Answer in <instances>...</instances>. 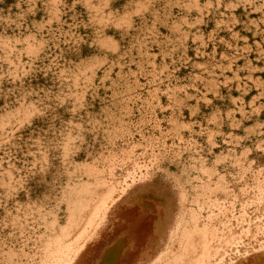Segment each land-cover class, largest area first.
I'll use <instances>...</instances> for the list:
<instances>
[{
    "label": "bare ground",
    "instance_id": "obj_1",
    "mask_svg": "<svg viewBox=\"0 0 264 264\" xmlns=\"http://www.w3.org/2000/svg\"><path fill=\"white\" fill-rule=\"evenodd\" d=\"M12 1L0 264H264V0Z\"/></svg>",
    "mask_w": 264,
    "mask_h": 264
},
{
    "label": "rangeland",
    "instance_id": "obj_2",
    "mask_svg": "<svg viewBox=\"0 0 264 264\" xmlns=\"http://www.w3.org/2000/svg\"><path fill=\"white\" fill-rule=\"evenodd\" d=\"M121 1H123V0H121ZM121 3H119L118 5H120ZM117 7H120V6H117ZM9 8H11V9H9ZM14 10V4H13V1L12 0H0V12H2V13H7L8 11H13ZM255 15V14H254ZM203 28L204 29H206V26L204 25L203 26ZM83 30V29H82ZM222 42H220L219 44H221ZM155 48V47H154ZM219 48V47H218ZM156 49V48H155ZM208 49V48H207ZM158 51V50H157ZM157 51H155L156 53H157ZM159 52V51H158ZM250 53V56L253 54L252 53V51L251 52H249ZM252 53V54H251ZM159 54V53H158ZM157 54V56H159ZM190 54L192 55V57H189L190 58V60H198L197 58H196V55H195V53L193 52V51H190L189 52V56H190ZM249 56V57H250ZM194 57H195V59H194ZM199 57V56H198ZM252 58H253V56H251ZM250 57V58H251ZM181 64H183V63H181ZM181 64L179 63V64H175L176 65V67L175 66H173L174 67V72H173V67H172V74H173V79L172 80H175L173 83H175L176 85H179V84H181V82H183L182 84L184 85V84H186L187 82H188V80H186L187 78H189L188 76L189 75H187V77H186V74H188V72H191V69H190V71H188L187 72V70H189V69H187L188 67H189V64L186 66V65H182V66H185V67H181ZM186 64V63H185ZM178 65H180V66H178ZM178 66V67H177ZM183 79V80H182ZM185 80V81H184ZM190 81V80H189ZM189 84V83H188ZM188 84H187V87L184 85V90H186L187 91V89L188 90H190L189 88L191 87H189L188 86ZM191 89H192V87H191ZM261 100H263L262 102L264 103V99H261ZM161 103L162 104H165L166 103V97H164V96H162L161 97ZM205 105H203V107H202V111L203 112H208V110L207 109H204L205 107H204ZM158 115L159 116H161L162 114L161 113H159L158 112ZM120 216H121V214H120ZM118 218V217H117ZM116 218V219H117ZM120 219V218H119ZM122 219V218H121ZM120 219V220H121ZM123 222H124V220H123ZM122 222V223H123ZM115 223H120L119 221H117L116 222V220H115ZM115 226H116V228H115ZM119 226V225H118ZM116 224H114L111 228H110V230L111 231H109V232H107L105 235H104V237H101V238H99V240H96L95 242H94V244L92 245V248H91V250H89V251H87V255H86V259H87V263L86 264H95V263H98L99 261H103L102 259H104V257L106 256V255H108L109 253L108 252H110V248L113 246V244H115V242L119 239V238H117V237H120V236H123V235H119V234H117V230H118V227ZM116 229V230H115ZM115 230V231H114ZM114 231V232H113ZM115 233V234H114ZM119 235V236H118ZM136 235L138 236V235H141V231L140 232H136ZM120 241H121V239H119ZM125 240V239H124ZM132 242L133 241H131L130 242V244H132ZM112 245V246H111ZM134 245V244H133ZM139 246V245H138ZM92 251V252H91ZM91 252V253H90ZM93 253V254H92ZM106 254V255H105ZM103 255V256H102ZM103 257V258H102ZM102 258V259H101ZM111 259V260H110ZM117 259V256L114 258V256L113 257H110L107 261H106V264H108V263H110V264H115V262H116V264H121V260H120V262L118 261V260H116ZM95 261H97V262H95ZM118 261V262H117ZM99 264H101V263H99ZM123 264V263H122Z\"/></svg>",
    "mask_w": 264,
    "mask_h": 264
}]
</instances>
